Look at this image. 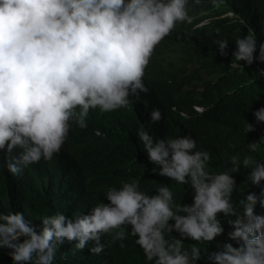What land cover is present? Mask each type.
Listing matches in <instances>:
<instances>
[{
    "label": "clouds",
    "instance_id": "clouds-1",
    "mask_svg": "<svg viewBox=\"0 0 264 264\" xmlns=\"http://www.w3.org/2000/svg\"><path fill=\"white\" fill-rule=\"evenodd\" d=\"M192 0H0V151L19 149L9 171L17 164L29 166L43 158L51 161L65 144L73 124L87 127L90 110L107 113L128 107L129 97L148 93L145 70L156 46L175 29L190 20ZM199 2V0H196ZM215 6H219L216 4ZM233 15V12H229ZM227 55L228 41L216 42ZM233 56L251 65L264 62V44L249 32L235 41ZM198 111L203 108L194 106ZM187 116L186 113H182ZM254 116L264 122V107ZM162 119L159 109L151 111V122ZM246 131L254 125L246 121ZM137 136L148 159L159 167V175L194 190L191 204H175L167 185L147 195L138 182H124L105 195L109 203L95 205L90 214L63 213L38 217L37 226L24 212L0 213V248L11 249L13 264H53L57 245L64 239L77 241L84 249L95 244L93 254L105 248L102 237L114 241L127 238L125 227L136 237L150 264H196L202 253L193 246L183 249L182 239L168 240L173 230L196 242H211L224 233L218 214L227 217L231 231L221 250L207 253L211 264H264V215H257L256 193L238 202L232 194L234 177L225 172L206 171L210 155L196 150L190 135L154 141L143 128ZM257 152L259 142L248 143ZM231 173L241 164L251 169L248 181L264 180V162L246 157L231 158ZM232 217H235L234 219ZM174 220V224L169 221ZM114 230H119L115 231Z\"/></svg>",
    "mask_w": 264,
    "mask_h": 264
},
{
    "label": "trees",
    "instance_id": "trees-1",
    "mask_svg": "<svg viewBox=\"0 0 264 264\" xmlns=\"http://www.w3.org/2000/svg\"><path fill=\"white\" fill-rule=\"evenodd\" d=\"M189 17L156 46L145 70L148 93H141L139 99L129 97L126 108L107 113L90 110L87 127L73 124L61 151L51 161L42 158L29 166L17 164L20 171L16 175L7 165L16 163L19 149L10 154L0 151V213L24 212L37 226L42 223L38 217L90 214L95 205L109 203L105 194L110 189L134 181L150 196L167 185L175 204H191L192 187L159 175V167L149 161L137 136L140 128L154 141L190 135L196 150L210 155L206 171L234 177L233 202L253 192L264 200V180L251 184L247 179L251 169L241 164L238 172L231 173L230 162L234 156L240 162L246 157L264 162V122L258 123L254 116L264 107V62L254 60L248 65L233 56L235 41L249 32L257 38L255 55H259V45L264 44V0H192ZM221 40L228 41L227 55L220 54L216 42ZM195 105L203 110L198 111ZM154 108L162 114L156 123L151 122ZM246 121L254 125V131L247 133ZM252 142L260 143L259 151L248 149ZM255 212L264 215V206L258 202ZM218 219L224 233L211 242H196L175 230L166 232L165 237L182 239L189 255L193 246L198 247L202 257L196 264H211L208 252L221 250L226 242L236 246L227 236L232 230L228 218L219 213ZM130 230V226L124 228L127 238L122 241L123 248L112 234L102 237L105 248L100 254L91 252L94 241L81 250L75 247L77 241L64 239L57 245L53 264H150L135 243L136 237L127 234ZM10 251L0 248V264H13Z\"/></svg>",
    "mask_w": 264,
    "mask_h": 264
}]
</instances>
